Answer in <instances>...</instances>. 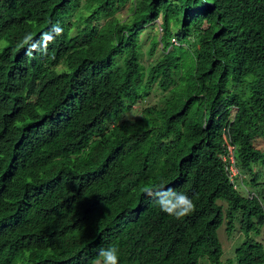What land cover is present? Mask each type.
Instances as JSON below:
<instances>
[{
    "label": "trees",
    "instance_id": "1",
    "mask_svg": "<svg viewBox=\"0 0 264 264\" xmlns=\"http://www.w3.org/2000/svg\"><path fill=\"white\" fill-rule=\"evenodd\" d=\"M263 132L264 0H0V264H93L109 246L120 264H223L225 220L244 234L225 264H264ZM161 184L194 211L162 212L143 191Z\"/></svg>",
    "mask_w": 264,
    "mask_h": 264
},
{
    "label": "rangeland",
    "instance_id": "2",
    "mask_svg": "<svg viewBox=\"0 0 264 264\" xmlns=\"http://www.w3.org/2000/svg\"><path fill=\"white\" fill-rule=\"evenodd\" d=\"M131 3H128L125 5L118 13L117 16L121 20H127L131 15ZM72 20H75V17L72 18ZM158 23H161V19L157 20ZM161 33L159 26L155 25L154 27H148L146 28L143 33L140 35V45H141V60L145 64L146 67L149 66L150 63H153L154 60L159 59V57L162 54L161 51V45L158 46L156 50L155 55L149 54V49L151 47L152 41L156 39H160ZM162 90H158L157 88H153L150 95L148 97H145L141 100V102L135 104L134 109H137V111H133L127 115V118L134 119L142 113V109L146 106H150L154 104L155 102H158L163 95ZM256 144L257 146L264 151V132L260 134L256 138ZM264 164V162H263ZM257 171L260 177V182H264V167L261 165H257ZM264 187V183H263ZM254 188V189H253ZM253 193L261 192V187H252L250 189ZM264 192V191H263ZM261 196V194H260ZM262 201L264 202V197H261ZM220 203L225 205L226 203L223 200H219ZM218 236L220 238V241L223 245V255H222V263L225 264L226 260L228 258H232L234 256L235 249L243 242L244 240V234L241 232L240 224L238 222H235V227L232 232L227 231V223L226 220L222 223V225L218 229ZM256 238L263 242L264 244V229H262V233L260 235H257ZM200 264H210L207 256H204L200 259Z\"/></svg>",
    "mask_w": 264,
    "mask_h": 264
},
{
    "label": "clouds",
    "instance_id": "3",
    "mask_svg": "<svg viewBox=\"0 0 264 264\" xmlns=\"http://www.w3.org/2000/svg\"><path fill=\"white\" fill-rule=\"evenodd\" d=\"M27 42V38L25 40ZM195 59L194 55L192 57ZM227 138V136H224ZM236 175L233 176V178ZM144 194L153 197L160 210L177 219L189 215L195 209V204L186 193L168 188L161 184L159 186H146ZM252 194H255L252 192ZM93 264H120L119 249L116 246L101 248L98 252V258Z\"/></svg>",
    "mask_w": 264,
    "mask_h": 264
},
{
    "label": "built area",
    "instance_id": "4",
    "mask_svg": "<svg viewBox=\"0 0 264 264\" xmlns=\"http://www.w3.org/2000/svg\"><path fill=\"white\" fill-rule=\"evenodd\" d=\"M226 142H227V148H228V155L225 157V161L227 159V161L229 160L230 161V165H229V168H230V176L231 178L238 174V168L236 166V162H235V155H234V151H235V146L229 141L228 138H226Z\"/></svg>",
    "mask_w": 264,
    "mask_h": 264
},
{
    "label": "bare ground",
    "instance_id": "5",
    "mask_svg": "<svg viewBox=\"0 0 264 264\" xmlns=\"http://www.w3.org/2000/svg\"><path fill=\"white\" fill-rule=\"evenodd\" d=\"M59 67V66H58ZM227 133V132H226ZM230 141V140H229ZM235 152V151H234ZM235 154V153H234ZM236 162V161H235ZM236 166H237V164H236ZM238 170H240L239 168H238ZM237 176V175H236ZM243 176V175H242ZM240 178V177H239ZM237 180H238V178H237ZM240 180H241V178H240ZM237 186V185H236ZM241 187V186H240ZM251 193V192H250ZM253 195V194H252ZM254 196V195H253Z\"/></svg>",
    "mask_w": 264,
    "mask_h": 264
}]
</instances>
